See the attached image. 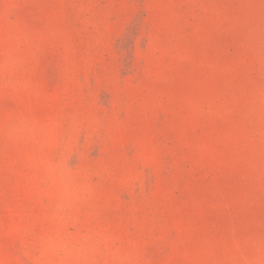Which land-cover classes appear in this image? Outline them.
Returning a JSON list of instances; mask_svg holds the SVG:
<instances>
[{
    "label": "rangeland",
    "instance_id": "374dc122",
    "mask_svg": "<svg viewBox=\"0 0 264 264\" xmlns=\"http://www.w3.org/2000/svg\"><path fill=\"white\" fill-rule=\"evenodd\" d=\"M0 264H264V0H0Z\"/></svg>",
    "mask_w": 264,
    "mask_h": 264
}]
</instances>
